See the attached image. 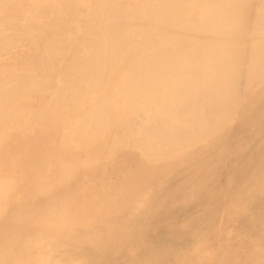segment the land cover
Here are the masks:
<instances>
[{
    "label": "bare ground",
    "instance_id": "obj_1",
    "mask_svg": "<svg viewBox=\"0 0 264 264\" xmlns=\"http://www.w3.org/2000/svg\"><path fill=\"white\" fill-rule=\"evenodd\" d=\"M13 49L0 59V264H64L54 251L58 241L98 243L109 227L122 241L137 212L149 216L154 199L167 208L202 191L203 169L192 184H164L224 135L253 85L256 95L264 90V0H0V56ZM139 113L146 116L140 126ZM107 164L121 175L114 183L103 172ZM82 171L92 172L71 200L45 206ZM27 179L37 181L31 228L23 226V202L7 196ZM113 187L108 221L95 226L94 218L74 214L52 222L59 210L104 207L102 193ZM85 255L66 264H98Z\"/></svg>",
    "mask_w": 264,
    "mask_h": 264
},
{
    "label": "rangeland",
    "instance_id": "obj_2",
    "mask_svg": "<svg viewBox=\"0 0 264 264\" xmlns=\"http://www.w3.org/2000/svg\"><path fill=\"white\" fill-rule=\"evenodd\" d=\"M18 26L19 25L13 27V29L11 30H17L16 27ZM16 44L17 46L20 45L19 42H17ZM13 52H14V49L9 50V52H7L8 54L7 53H4L3 55L1 54L0 59L1 60L6 59ZM255 85H253L252 90L247 91L248 93L247 94L245 93L246 95L245 96L243 95L241 97V100L238 101L237 106L234 107L235 109H233V111L230 113L229 119L231 116L232 117L229 120L228 126L222 132L224 135L222 136L221 134V137L216 140V143H210L211 145L208 144L211 146L210 147L207 145L208 147H210V149L208 148L207 150L208 152L204 151L203 152L204 154L201 153L200 158H198L194 162V164L192 163V164H189L188 166H185L184 172H181L180 170L173 172V174L168 177V179L166 180L164 184L166 189H175L178 186H182L183 184L184 185L192 184L193 181L195 180L194 175L197 174L199 170L203 169L201 173L202 191L200 192L197 191L196 192L197 194L192 195L191 199L189 198L190 196H188L184 198V201H178L177 204L175 203L176 201L173 204H169L171 202L170 201L168 203L170 206L167 208L160 206L161 204L163 205L162 201H158L154 199L155 201L154 200L152 201L153 207H151L152 209H151V213L149 214V216L147 214L145 218V216L141 215L139 212L135 214L136 217L128 225L129 228L128 227L126 228L128 229V231L125 233L126 236L125 235L123 236V240H122L123 242L122 241L115 242L113 240L114 237L118 236V230L115 227H109L108 229H105L106 234H104L103 236L104 239H101L100 242L98 241V243H94V244L89 239H84L80 242L58 241L57 242L58 245L56 244V248H54V251L56 253H59V255L62 258V262L66 264V261L70 259L72 260L82 259L83 257H86L85 254H89L92 257L91 259L95 260L98 264H126L127 262H128L127 264H138L137 260H139V264H145V263L152 264L151 262L152 258H154L153 259L154 261L156 259V261L153 264H158V263L159 264L160 263L161 264L163 263L165 264H199V263H204V264H264V231H263L264 225L262 224L264 223L263 221L264 220V202H263L264 201V176H263L264 175V171H263L264 170L263 169L264 168L263 167L264 166V160H263L264 158V152H263L264 151V90L262 91L261 94L259 92L258 93L259 95H256L259 88L258 86H255ZM254 92H256V94ZM258 97L263 98V99H260L259 101ZM249 99H251L250 100L251 103L249 102ZM244 103L246 104L250 103L248 105V107L250 108H248L247 105ZM248 111L249 113L252 112L250 113L251 117L248 116L249 115ZM240 112H243V113H240ZM245 113L246 114L248 113L247 117ZM137 115L138 116L140 115V116L137 118V123L135 122L136 125L143 124L142 121L145 120L143 119V116L145 114L142 115V113H139ZM145 117L146 116H144V118ZM244 118H246V120ZM239 119L241 122H239ZM222 138H223V141H222ZM199 145L200 147H203V145L197 144L196 148L198 147L199 149H201ZM122 154L120 156V161L124 162L125 159L126 160L128 159L127 155L129 154V152L126 153L125 155H122ZM18 158H20V156ZM16 160L14 164H11L9 161V164L14 166V170L17 169V167L15 166ZM107 167L108 168L105 167L106 171L105 170L103 171V172H106V176H105L106 179L110 181V183L116 182L117 179L121 177V175L117 173V167H113L112 165H109V164H107ZM98 169L99 171H97L96 173L97 176H99L100 171H102L101 167H98ZM248 169L251 171L249 172ZM211 170H213L212 171L213 173H211ZM92 171H96V168ZM92 171H82V174H83L82 177L85 176V178L84 177L82 178L80 176V178H78L80 179L79 180L80 183L78 180L77 181L73 180L74 182H72L69 186L60 188L61 190H59L57 197L47 200L50 203H46L45 206L51 208L52 207L51 202L53 201H55L57 204L60 202H68L69 200H71L73 198V193H74L75 188L77 186H80L83 180H84V183H86L85 179L86 180L89 179L90 172ZM248 172H249V177L247 176ZM239 173L243 176L246 174L247 178L246 176L245 178L241 177ZM260 176H262L263 178ZM238 177H240L241 179ZM203 178H205V180H202ZM243 178L245 182L242 181ZM34 179H27V182L31 185H29L28 183L21 184L17 181L16 182L17 185L13 186L14 189L11 188L12 189L11 193L9 191L7 194L10 202L19 201V200L23 202L22 205L20 206L21 207L20 211L22 214H24V216L27 219L26 223L23 225L24 227H27V228L33 227L34 221H36V218H37L33 215L34 207L32 206L33 194L37 193V189L35 188L37 187V181ZM261 182L263 184H260ZM221 183H222V186H221ZM231 186H234L235 188L234 187L232 188ZM248 188L251 190H249ZM16 189L19 191H17ZM27 189H29L30 192H26ZM60 191L63 193H60ZM239 191H240V194H239ZM112 192L114 194H117L114 187L111 190L105 191L104 193H102V195L107 194V199H108V202L104 205V207H100L99 205L95 206L92 209L90 207H86V208L73 207L69 209L68 211H66V213L62 212V210H59L57 211L58 215L54 218L52 222H56L57 224H60L64 220L70 219L74 214H77L78 216H82V217L87 216V217L94 218L95 226L97 224H100V222L103 223L106 220L108 221L109 218H107L106 216L107 213L114 211L113 206H112V201H110V199L111 197H113V199L117 198V195H114ZM166 194H169V193H166ZM261 196L263 199L261 198ZM239 197L242 198L241 202H240ZM161 199H163V201L165 200L162 197ZM222 199H223V202H222ZM259 199H261L262 201ZM243 203L245 204L243 205ZM252 205L256 207L254 208ZM214 207H217V208H214ZM250 208L252 209L248 211V209ZM129 209H132V208H130V206H127L126 210H129ZM242 209L245 211L243 212ZM125 212L126 211L124 209L122 213L124 214ZM139 214L141 215V217H139ZM237 214L238 216H236ZM261 217H263V220ZM142 218L144 219V221ZM255 218L256 220H254ZM140 221L143 224H141ZM229 221L230 223H228ZM190 222H192L191 223L192 225L190 224ZM213 223L216 225H214ZM130 225H133V226L130 227ZM140 225H142V227H140ZM224 225L225 227L223 228ZM178 226L179 227L181 226V227L179 228ZM188 227L190 228L188 229ZM205 228H208V229H205ZM181 229H184V230H181ZM93 230H94V227H91L89 228L88 231L89 233H92ZM136 230H138V232ZM174 231H179V232H176V235H175ZM217 231L219 234L217 233ZM172 232H174L173 236L171 234ZM210 232H212V235H210L211 234ZM59 233L60 231H56L55 235L57 237L58 236L61 237L62 235L61 236L57 235ZM161 235H165V236H161ZM215 235H216V238H215ZM61 238L63 239L64 237L62 236ZM209 238L211 239V241L212 240L214 241L211 242ZM223 238H225V240H223ZM217 239L222 240V241H217ZM253 240L255 241V243ZM209 243H212V244H209ZM98 244L100 245L97 246ZM114 244H117L118 249L120 248L119 252L115 251V249L113 248ZM205 248H207L208 250L207 249L205 250ZM200 249L203 251H201ZM199 252L200 253L202 252L201 255L202 254L203 255L201 256ZM155 253L156 254L158 253L157 258H155L156 257ZM137 254L140 256V258L138 259H137ZM170 256H171V259H170ZM159 257H161L160 259H162L163 257L164 261L160 260ZM133 259L136 260V263H134L135 260L133 261ZM140 259L142 260L141 261L142 263L140 262ZM157 259H159L160 261L158 262Z\"/></svg>",
    "mask_w": 264,
    "mask_h": 264
}]
</instances>
